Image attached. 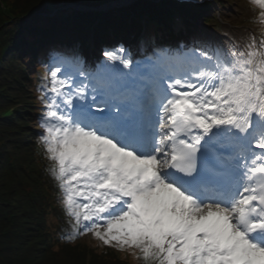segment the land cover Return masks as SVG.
I'll return each instance as SVG.
<instances>
[{
	"label": "snow or ice",
	"instance_id": "1",
	"mask_svg": "<svg viewBox=\"0 0 264 264\" xmlns=\"http://www.w3.org/2000/svg\"><path fill=\"white\" fill-rule=\"evenodd\" d=\"M103 55L95 73L57 61L40 89L67 239L145 264H264V39L135 66L124 47Z\"/></svg>",
	"mask_w": 264,
	"mask_h": 264
},
{
	"label": "trees",
	"instance_id": "2",
	"mask_svg": "<svg viewBox=\"0 0 264 264\" xmlns=\"http://www.w3.org/2000/svg\"><path fill=\"white\" fill-rule=\"evenodd\" d=\"M4 1L16 20L11 23L0 6V264H145L138 259V251H120L94 236L73 243L61 240L58 217L53 214L62 200L56 196L47 171L52 162L46 153L42 158L38 154L35 145L42 140L30 128L38 112L33 72L41 65V53L49 44L81 46L96 17V13L75 9L62 11L55 18L44 14L52 7L96 6L107 0ZM156 1H139L131 8L106 13L97 28V43L113 38L114 43L127 42L137 34L145 14L156 21L148 25L153 40L160 37L169 42L171 5L166 0ZM208 11L209 7L193 10L191 15L198 18ZM130 17L135 18L132 26ZM12 108L9 117L6 113Z\"/></svg>",
	"mask_w": 264,
	"mask_h": 264
},
{
	"label": "rangeland",
	"instance_id": "3",
	"mask_svg": "<svg viewBox=\"0 0 264 264\" xmlns=\"http://www.w3.org/2000/svg\"><path fill=\"white\" fill-rule=\"evenodd\" d=\"M238 1V0H236ZM236 1H230L226 0L224 3L220 4L217 8L212 9V15L216 16L220 22L221 26L220 28L223 30V35L225 34H232L234 43V47H239L242 42L245 41V38L247 39L250 37L251 39L254 38L250 36L249 34H244L241 31L244 29H237L236 26H242L246 25L248 22V18L256 14L257 12H250L246 14L243 9H241L237 4H242L241 2L236 3ZM236 30H238V33H235ZM210 35V34H209ZM209 35H205L204 38V45L207 48L212 47V38ZM213 36V35H212ZM241 40L240 42L238 41ZM215 40V38L213 39ZM203 44V43H202ZM218 48L215 46V50ZM41 110H45V107L41 105Z\"/></svg>",
	"mask_w": 264,
	"mask_h": 264
}]
</instances>
